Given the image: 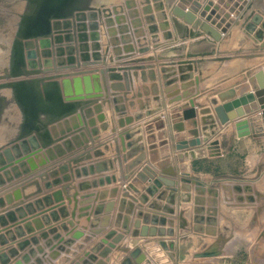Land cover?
<instances>
[{"label": "rangeland", "instance_id": "374dc122", "mask_svg": "<svg viewBox=\"0 0 264 264\" xmlns=\"http://www.w3.org/2000/svg\"><path fill=\"white\" fill-rule=\"evenodd\" d=\"M23 1L0 0L6 264H264V0Z\"/></svg>", "mask_w": 264, "mask_h": 264}, {"label": "water", "instance_id": "95a60500", "mask_svg": "<svg viewBox=\"0 0 264 264\" xmlns=\"http://www.w3.org/2000/svg\"><path fill=\"white\" fill-rule=\"evenodd\" d=\"M190 108L189 103H186L184 105H180L172 110L173 113H179L182 112L185 109ZM196 130L190 131V139L179 141L176 144V147L178 149L186 148L188 146H194L197 143ZM150 155V161L151 162H157L161 158H167L171 155L170 151V145H169V139L168 138H162L159 139L157 143L150 145L149 150ZM160 180L167 184H173V181L167 177L159 176ZM153 191V190H152ZM148 253L151 255V258L144 257L140 264H173V261L171 257L168 255L167 251L165 250L164 246L162 245H155L147 249ZM154 260V261H153ZM156 262V263H155Z\"/></svg>", "mask_w": 264, "mask_h": 264}, {"label": "bare ground", "instance_id": "6f19581e", "mask_svg": "<svg viewBox=\"0 0 264 264\" xmlns=\"http://www.w3.org/2000/svg\"><path fill=\"white\" fill-rule=\"evenodd\" d=\"M7 1V0H6ZM9 1V0H8ZM12 1V0H11ZM25 1V0H24ZM23 1V2H24ZM49 1V3H51V0H48ZM55 1V0H54ZM53 1V2H54ZM71 2V1H70ZM80 2V1H79ZM78 2V3H79ZM1 3V2H0ZM10 3H13V2H10ZM32 3V2H31ZM62 3H64V2H62ZM68 3V2H67ZM66 3V4H67ZM25 4V3H24ZM8 5V4H7ZM1 6V5H0ZM3 6V5H2ZM31 6H33V5H31ZM65 6V5H64ZM8 7V6H7ZM4 8V10L5 11H3V14H5L6 12H7V8H5V7H3ZM17 8V7H16ZM16 8H14L16 11H17V9ZM34 10H32V9H30V10H27V11H25L24 13L26 14V16L27 17H25V18H28V17H32L33 19H34V16H35V13L33 12ZM20 13V12H19ZM23 16V15H22ZM46 18H47V13H44L43 15H42V17H41V19H40V23L42 24V25H44V23H45V20H46ZM35 20H37V19H35ZM18 58L19 59H21V57H22V50L21 49H19V51H18ZM259 69V68H258ZM262 70H264V69H262ZM255 72V71H254ZM253 74V73H252ZM29 89V88H28ZM1 90V89H0ZM22 97H24V96H22ZM3 99V96L0 94V100H2ZM34 99V98H33ZM5 107V106H4ZM0 111L2 112V108L0 109ZM0 115H1V113H0ZM189 173V172H188ZM71 240V239H70Z\"/></svg>", "mask_w": 264, "mask_h": 264}, {"label": "crops", "instance_id": "0c3cea01", "mask_svg": "<svg viewBox=\"0 0 264 264\" xmlns=\"http://www.w3.org/2000/svg\"><path fill=\"white\" fill-rule=\"evenodd\" d=\"M169 145H170V142H169ZM155 246V245H154ZM6 255L3 253H0V264H6ZM154 261V260H153ZM156 263V262H155ZM157 264V263H156Z\"/></svg>", "mask_w": 264, "mask_h": 264}]
</instances>
